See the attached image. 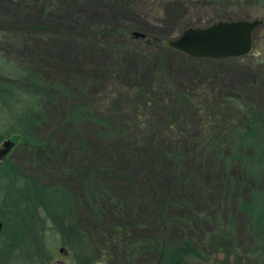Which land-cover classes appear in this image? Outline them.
<instances>
[{"label": "rangeland", "instance_id": "1", "mask_svg": "<svg viewBox=\"0 0 264 264\" xmlns=\"http://www.w3.org/2000/svg\"><path fill=\"white\" fill-rule=\"evenodd\" d=\"M213 5V0H0V79H8L10 69L28 66L47 81L73 88L83 85L78 95L91 99L95 109L114 119L120 130L102 137L96 126L84 123L73 132L57 112L43 133L44 149L31 151L15 141L6 161L25 176L37 177L46 185L62 184L76 196L74 226L81 241L64 242L58 215L50 220L40 213L39 219H33L38 232L31 233L36 238L27 235L25 248L15 251L14 264H85L87 259L91 264H117L123 247L157 237L161 230L170 244L190 238L209 264H258L247 255L242 214H235L231 241L225 242L220 235L228 228L227 223L222 226V213L226 205L232 208L233 201L215 211L212 206L209 211L207 199L195 197V189H203L197 185V177L191 184L177 183L172 177L179 173L185 177L199 161L180 156V160L171 162L159 156L149 131L150 124L158 123V119L162 122L183 102L175 90L162 93L161 68L177 80L172 84L178 87V93L193 101L198 108L196 119L202 125L205 93L232 101L249 92L252 99H262L264 24L255 31L252 52L243 59H194L148 47L131 35L141 33L163 44L175 39L182 27L192 24L204 28L216 14ZM254 19L259 18L247 20ZM255 81L258 89L254 92ZM191 82L195 83L193 92L184 88ZM141 83L150 84V90L142 88ZM141 100L147 106L141 107ZM138 107L141 113L135 115ZM136 122L142 125L139 129ZM170 125V131H175L174 124ZM8 126L9 117L0 108V137H6ZM170 131L159 135L168 141L165 146L169 149L181 138L188 140L186 132L182 135ZM186 131L190 136L203 135L202 129L197 130L198 134L193 128ZM6 139L0 141V146ZM211 177L212 171L205 169L203 180L207 178L208 182ZM130 179L158 189L165 203L163 215L153 216L147 192L134 187ZM89 183L94 192L102 188L106 193L99 198L98 209L83 187ZM7 186V182H0V217L7 213ZM228 186L235 198L237 185ZM208 190L210 199L215 187L209 186ZM190 211L196 220H189ZM7 216V223L13 224V216ZM113 232L117 235L110 241ZM87 236L95 247H91ZM152 258L143 249L134 257V264H149Z\"/></svg>", "mask_w": 264, "mask_h": 264}, {"label": "trees", "instance_id": "2", "mask_svg": "<svg viewBox=\"0 0 264 264\" xmlns=\"http://www.w3.org/2000/svg\"><path fill=\"white\" fill-rule=\"evenodd\" d=\"M213 4L216 14L205 27L219 21L247 20L251 17L259 18L264 24V0H213ZM188 27L197 28L191 24L182 27L181 32ZM132 38L151 48L157 47L163 51L181 54L164 43L146 36L144 38L132 36ZM255 43L256 32L253 33V46ZM7 77L8 79H0V108L9 117V126L6 137H0V141L8 138L14 144L16 140L20 141L21 145L31 151L44 149L46 142L43 141V133L57 112H60L61 119L66 126L70 125L69 128L73 132H75L74 128L84 123L96 126L102 137H107L112 131H120L114 119L95 109L91 99L78 95L79 91H83V85H76L73 88L59 81H47L28 66L22 70L10 69ZM159 79L162 81V93L171 94L175 90L177 96L183 97V102L174 112H169L170 116L163 118L162 122L158 119V123L150 124L149 137L152 138L155 153L171 162L180 160V156L199 161L196 164L197 168L194 169L196 173L193 169H188L185 177L180 173L179 177L172 175L175 182L190 183L193 177H197V181L200 180L197 185L203 189L200 191L195 189V197L207 199L205 202L210 208L209 211L212 206L214 207L212 210L215 211V208L233 201L232 208L231 205H226L227 209L232 211L224 208L222 213L224 215L221 220L222 226L227 223L228 228L220 235L225 242L231 241V231L235 228V214H242L245 217L244 231L248 237L247 255L255 263L264 264V97L254 100L248 92L243 96L238 94L240 100L228 101L205 93L202 97L204 104L202 125L196 119L198 108L194 107L193 101L178 93V87L175 86L177 80L162 72V68ZM173 80L174 84H172ZM140 85L150 90V84ZM253 85L255 92L258 89L256 81ZM184 88L193 92L195 83L191 82ZM140 104L141 107L147 106L142 100ZM141 107L134 109L135 115L141 113ZM214 119L218 120L215 124ZM170 123L174 124L175 131H170L172 130ZM136 124L137 129L142 126L141 123L138 125L136 122ZM190 128H193L195 134H198L197 130L202 129L203 135L199 133L190 136V131L188 133L186 131ZM168 131L170 134L181 132L182 135L186 132L184 137L188 140L181 138L180 141L172 144L170 148L173 149H169L165 146L168 141L159 137L160 133H168ZM6 158L0 161V182L8 184L4 200L7 213L6 217H0L2 223L0 264H14L12 258L15 251L25 248L27 235L34 236L31 232H38L36 221L33 219H39L40 213H44L50 220L58 215V229L64 242H70L68 244L76 240L80 242L81 235L74 226L78 213L76 196L62 184L46 185L40 183L37 177L25 176L20 173L21 170L16 165L6 161ZM205 169L212 171V177L208 182H206L207 178L203 180ZM130 181L134 187L147 192V197L153 205L154 217L165 213V203L157 188L136 179ZM228 183L237 185L238 193L235 198L231 196L234 191L229 190ZM211 184L215 190L208 199L210 196L208 188L212 186ZM84 185L87 197L98 209L99 198L106 193L102 188L101 192H94L90 183ZM189 213L192 211L187 214L189 220H196L195 214L190 216ZM7 215L13 216V224L7 223L10 219ZM41 222L44 225L45 220ZM65 223L70 225L66 226ZM39 231L42 232L43 228ZM116 235V232H113L109 237L110 241ZM87 237L91 247H95L91 237ZM35 241L37 242L36 239ZM143 249L150 252L153 257L149 264H209V260L201 254L197 244H194L190 238L170 244L163 239L162 230L157 237L135 246L123 247L121 259L117 264H134V257ZM90 261L87 259L85 264H91Z\"/></svg>", "mask_w": 264, "mask_h": 264}, {"label": "water", "instance_id": "3", "mask_svg": "<svg viewBox=\"0 0 264 264\" xmlns=\"http://www.w3.org/2000/svg\"><path fill=\"white\" fill-rule=\"evenodd\" d=\"M263 25V21L236 20L219 21L204 28L184 29L175 39L164 44L194 59H236L249 55L253 49V33ZM134 38H144L141 33L133 32ZM14 142L4 140L0 146V161L7 157ZM2 223L0 222V232Z\"/></svg>", "mask_w": 264, "mask_h": 264}]
</instances>
